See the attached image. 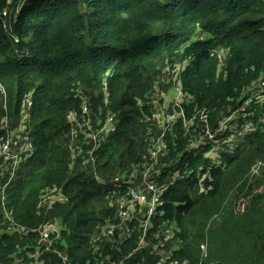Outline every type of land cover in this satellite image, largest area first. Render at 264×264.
I'll use <instances>...</instances> for the list:
<instances>
[{"label": "trees", "instance_id": "16d2710c", "mask_svg": "<svg viewBox=\"0 0 264 264\" xmlns=\"http://www.w3.org/2000/svg\"><path fill=\"white\" fill-rule=\"evenodd\" d=\"M171 73L176 77L166 81L169 104L174 106L180 88L192 100L188 117L200 110L218 117L235 101L237 107L242 88L264 73V0H0V121L6 116L17 124L31 95L34 145L15 169L0 156V192L7 185L6 212L16 225L34 231L56 221L61 228L54 251L32 258L38 234L20 238L6 233L5 225L0 264H58L60 253L68 264H158L155 250L142 243H154L167 223L181 230L179 243L172 242L173 258L181 262L200 264L207 244L205 264H228L230 252L243 257L237 263L264 264V179H245L257 160L264 162L263 131L247 133L233 155L223 154L226 168L213 166L200 183L201 153L186 149L194 137L176 129L179 137L170 139L169 155L160 157L158 176L163 181L184 166L192 175L170 185L147 223L143 214L127 222L116 214L117 191L125 190L104 181L141 170L152 136L164 130L159 120L175 114L157 102L163 93L156 89ZM85 107L95 114H83ZM73 113L81 122L83 115L91 117L95 133L108 114L116 117L99 147L93 140L91 147L84 144V156L92 151L94 158L84 172L82 155L78 167L69 169ZM200 123L201 132L218 125L212 118ZM45 191L55 192L58 201L43 212ZM242 193L251 200L237 218L231 201ZM218 213L232 219L219 222ZM4 216L0 201V229ZM222 231L233 235L222 240ZM158 245L172 252L167 243Z\"/></svg>", "mask_w": 264, "mask_h": 264}, {"label": "rangeland", "instance_id": "374dc122", "mask_svg": "<svg viewBox=\"0 0 264 264\" xmlns=\"http://www.w3.org/2000/svg\"><path fill=\"white\" fill-rule=\"evenodd\" d=\"M186 63H182L181 66L184 68V65ZM173 73V72H172ZM163 79L161 84H159L158 90L163 94H159L157 98V102L160 105V107L166 111V109L169 108V110L173 111L175 114H172L168 118H164L163 114H160L161 118L159 120V124L163 126V131L159 134L157 131L151 138V144L152 148L147 154H144L142 157V161L144 162L146 159L149 161L143 166V169L141 168L140 174L138 175V179L141 180L144 176V172H147L149 169V173L152 174V176H155V174H158V171H162L160 167H158V163L160 162V157L168 156L169 155V141L171 138H174L177 140L176 135L179 137L178 132L176 129H181L182 134L185 138H190V136L194 137L193 142L189 145H187L186 149H189L188 153H195L197 151L198 154H195L194 156H198L199 153H201V159H199V163L197 166V176L200 177V183H202L210 173V169L215 166L216 168L225 169L227 164L223 159V154L228 153L230 155H233L235 152V149L238 145V143L246 137L247 133L254 132L257 130L264 132V119H261L264 115V73L256 80H254L249 85H246L242 88L241 93L243 94L241 98L239 99L240 103L237 107L235 106L236 101L233 104L228 105L225 112H222L219 114L218 117L211 115V112L208 110H200L196 111L195 114L192 115V117H188L189 109L192 107V100L189 96L177 99L175 98L174 101L178 100V105L173 106L172 104H169V98H172V95L167 94L168 88L170 85L166 82L167 79L170 81L172 80V83L175 79V75L172 74ZM166 75V74H165ZM3 94H5L4 99V106L5 109L7 108V93L6 90L3 89ZM164 97H163V96ZM161 97H163L162 101H160ZM252 98V102L246 104L245 101L248 98ZM174 98V97H173ZM27 99V98H26ZM31 102V95L28 96V99L24 101L23 103V109L22 114L20 118L18 119L19 122L16 124V119H10L9 117L6 118L3 117L0 121V134L6 133L5 136L0 135V156L3 157V159H21V156H23L25 153L30 152L33 150V137H32V131L29 127L30 121L32 119V110L31 106L28 107V103ZM108 102V100H106ZM242 103V104H241ZM85 104L87 107L89 106V101L86 100ZM32 105V104H31ZM85 107L83 109V114L91 113V111ZM166 108V109H164ZM86 109V110H85ZM90 111V112H89ZM94 113V112H93ZM91 113V114H93ZM209 115V118L207 115ZM95 114V113H94ZM97 114V113H96ZM156 114V113H155ZM155 114L153 116V121H158L155 117ZM108 118L103 125L101 131L99 133L93 132V125H92V118L85 117L83 115L82 120H86L85 122H81L79 115L77 113H73L69 116V121L73 124L72 127V134L73 138L71 141V151H72V161L70 164V170H75L77 166V159L79 158L78 155H82V165L79 166V170L81 172H84L88 169V165L90 164V160L93 158V152L91 151L88 158L84 156V144L87 145L86 147H91L93 145V141L96 142V147H99V143L102 142L103 136L107 134L108 131H113L115 123H116V117L107 115ZM190 118V119H189ZM212 118L213 122H216L217 127L213 129L211 127V124L209 125V130L211 133H206L205 129L204 132H201L202 125L201 121L210 120ZM227 121V129L218 131L219 127L223 125V123ZM97 123L102 124V121L98 119ZM199 123V124H197ZM214 130V131H213ZM201 132V133H200ZM215 133V134H213ZM236 133H241L244 136L239 137ZM211 134L215 136L214 138L211 137ZM205 136V137H204ZM5 137H9L7 140ZM176 137V138H175ZM212 138V139H211ZM155 153H158V161L157 164L153 160H150L152 156H155ZM22 161V160H21ZM172 161V160H171ZM119 172L118 174H120ZM162 173V172H161ZM192 171H190L186 166L179 167L173 169L171 172L167 173V177H170L168 181H172L173 183L176 181L177 178H183L188 175H192ZM245 179L249 181L250 183L257 182L258 179H264V162L257 160L247 175L245 176ZM165 183V182H164ZM253 183V184H254ZM252 184V185H253ZM262 188V185L259 186ZM169 188H167L168 190ZM166 190V191H167ZM240 200L250 201L251 199L248 197H245V194L242 193L241 196L234 201V199L231 201V207L234 212L235 217H239L240 214L236 213L235 209L238 211L237 204ZM232 211V210H231ZM226 212V211H225ZM5 215V214H4ZM221 213L217 214V219L220 218ZM227 216L232 219V214H227ZM227 216L223 215L219 219V222H224V220H227ZM5 217L4 221L2 223V228H5ZM139 216L138 218H140ZM146 221L147 219L144 218ZM143 225L145 226L144 222ZM147 227H143V229H146ZM98 229V228H97ZM148 230V229H147ZM177 225L176 224H169L167 223L161 233L156 234L158 236L157 242L150 243L147 241H143L142 245L147 247V249H153L156 252V256L159 258L158 264H163L162 261V254L163 250L161 246L158 244L161 243L163 245L168 244V246H171L169 249L172 250L171 257L167 260V262L174 260L173 254L175 251H177V248L174 250V246L172 242H176L179 232H176ZM230 232H227L226 235L222 231L220 238L222 240H225L228 236H232ZM144 237V236H143ZM165 238V239H164ZM164 239V241L162 240ZM237 241H243V239H235ZM178 242V240H177ZM179 243V242H178ZM209 244V243H208ZM227 246H225L224 250H227ZM202 251V259L207 258L208 253V246L207 244H204V246L201 247ZM180 252V251H179ZM194 250L189 252V255H193ZM229 259H225L226 263L228 264H243V263H237V261H242L243 257L233 254L232 252L228 255ZM180 259V258H179ZM182 261V259H180ZM203 260L200 264L203 263ZM183 261L188 262L187 258H184ZM124 264H126V260L122 261ZM192 262V261H191ZM189 263V262H188ZM205 264V263H203Z\"/></svg>", "mask_w": 264, "mask_h": 264}, {"label": "built area", "instance_id": "2783aa9c", "mask_svg": "<svg viewBox=\"0 0 264 264\" xmlns=\"http://www.w3.org/2000/svg\"><path fill=\"white\" fill-rule=\"evenodd\" d=\"M6 14V13H4ZM221 59V57H220ZM222 63V59H221ZM184 93L180 88L177 89V99L183 98ZM252 102V98H248L245 103L248 104ZM31 102L28 103V107L31 106ZM178 105V100L175 101L174 106ZM86 110V109H85ZM7 118V117H6ZM227 121L226 120L221 127H219L218 131L226 130L227 129ZM206 133H211L207 131ZM215 134V133H213ZM239 136H242L241 133H236ZM205 137V136H204ZM211 137L214 138L211 134ZM9 138V137H8ZM7 138V139H8ZM211 138V139H212ZM6 161H12L14 169L18 166L21 162V159H5ZM150 160L154 162L158 161V153H155V156H152ZM147 159L142 163L143 166L148 163ZM166 164H163L162 167H165ZM94 167V166H93ZM150 170V169H149ZM144 172V176L141 180L138 179V175L141 173L140 171L131 173L129 175H118L114 177L110 181H104L105 184L113 186L119 190H125L123 194L120 191L119 198L116 202V214L119 218L123 220V222L133 221L135 218H138L139 214H143L144 218L147 219L146 223L151 219V217L156 213L158 207L163 205L162 196L166 192L167 188L173 184V182L168 181L170 177H166L163 181L160 179L158 174H162L158 171V174L152 176V174ZM18 176L13 171L11 178L16 179ZM178 179V178H177ZM176 179V180H177ZM165 182V183H164ZM7 185H5L1 192H0V201L1 206L4 210L5 214V225H7L6 233L10 235H18L20 238L29 237L30 234L36 233L38 236L34 239L36 241L37 252L36 253H29V256L34 258L37 257L39 254H47L49 252H53V247L55 241L60 238V230L61 228L58 227L56 221H48L45 225L41 226L39 229L31 231L28 228L21 227L16 225L11 221L9 214L6 212V206L9 203L8 196L6 194ZM44 196L42 197V202H40L39 207L43 210V212L48 211L51 209L55 203L58 201V196L53 191H45ZM238 211L235 209L236 213L244 214L249 207V200H240L237 204ZM3 228L0 229V235L2 234ZM114 230L109 229L107 234L109 236L113 235ZM146 232V231H145ZM56 234L55 237L53 235ZM106 235V232L103 233ZM165 253V254H164ZM164 258L169 259L171 257L170 251L163 252ZM162 254V255H163ZM59 256L62 260L58 264H68V256L66 254L60 253ZM163 258V259H164ZM43 264V263H40ZM50 264H52L50 262ZM110 264H116L115 262H111ZM163 264H193L188 262H181L178 259L171 260L169 262H163Z\"/></svg>", "mask_w": 264, "mask_h": 264}]
</instances>
